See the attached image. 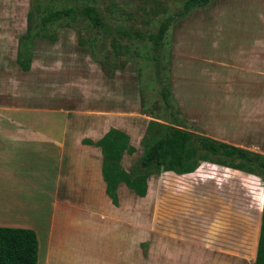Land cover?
<instances>
[{"label": "rangeland", "instance_id": "obj_1", "mask_svg": "<svg viewBox=\"0 0 264 264\" xmlns=\"http://www.w3.org/2000/svg\"><path fill=\"white\" fill-rule=\"evenodd\" d=\"M36 1L41 5L37 15L71 3H92L112 33L85 18L51 25V36L35 39L31 67L23 70L17 61L20 38ZM183 2L0 0V74L8 78L1 100L13 114L39 126L62 122V115L47 107L52 97H42L43 87L71 122L93 125L95 115H102L105 126L129 134L136 151L124 153L120 164L130 171L143 153L149 122L169 123L171 115L150 44L130 41L114 29L156 30ZM161 53L162 77L188 129L264 154V0H212L194 8L174 20ZM16 88V95L31 89L23 100L33 103H21L13 94ZM43 99L45 104H34ZM43 147H23L18 168L22 199L33 202L35 216L44 223L37 227L38 264H254L264 175L203 162L185 175H150L144 196L121 183L118 206L103 199H109L105 187L101 195L92 190L86 177L87 198L77 194V201L57 206L52 217L48 190L59 174V159ZM75 160L83 190L88 160ZM51 222L59 245L51 239Z\"/></svg>", "mask_w": 264, "mask_h": 264}, {"label": "trees", "instance_id": "obj_2", "mask_svg": "<svg viewBox=\"0 0 264 264\" xmlns=\"http://www.w3.org/2000/svg\"><path fill=\"white\" fill-rule=\"evenodd\" d=\"M211 1L184 0L182 7L163 18L153 31L145 32L132 26H119L114 29L117 34L125 36L130 41H148L150 44L157 81L161 84V95L171 115L169 123L156 120L149 122L143 137V153L130 171L120 164L124 153L132 154L136 151L127 132L111 127L95 142L85 139L87 143L97 144L102 149V174L106 182V193L114 205H119L117 189L120 183H124L137 195L144 196L147 193V179L150 175L162 172L185 175L196 171L203 162L253 175H264L263 153L188 129L174 103L170 86L162 77L161 69L164 67L161 49L172 23L176 18L187 15L196 7L208 5ZM40 7V3L36 1L34 9L29 10L27 30L20 38L17 61L23 70L27 71L31 67V51L35 39L40 36H51L47 32L51 25L85 18L96 28L112 33V27L105 22L97 6L92 3H71L37 15ZM112 38L113 41L117 40L116 36ZM113 44L120 46L117 42ZM39 252V238L33 228L0 225V264H38ZM254 264H264V201Z\"/></svg>", "mask_w": 264, "mask_h": 264}, {"label": "crops", "instance_id": "obj_3", "mask_svg": "<svg viewBox=\"0 0 264 264\" xmlns=\"http://www.w3.org/2000/svg\"><path fill=\"white\" fill-rule=\"evenodd\" d=\"M255 60L256 62H258L257 60L261 62L260 59ZM7 83L8 78L6 74H0V225L33 228L38 235L37 227L44 223L39 222V217L37 218L35 216L37 212L33 211V206L35 207L33 202L23 201L22 188H20L23 182V177L21 170L18 168L23 161V147H26L28 150L33 149L34 151L37 150L39 143H41L46 148V151L49 148V152L52 153L54 159L56 156L59 159V174L54 181L50 183L48 182L50 187V189L48 188V191L51 193L53 206L51 215L52 217H55L54 210H56L57 206L61 207L62 209L64 206L70 205L71 202L77 201L78 196L81 197L80 195H82L83 199L87 198L88 191L86 190V177L90 181L89 185H91L92 190H98V193L101 195L102 190L105 187L106 192V182L102 174V149L97 144L87 143L85 139H91L95 142L101 138L111 127H118L112 124L105 126V119L102 115H95L93 119V125L86 124L84 122H71L68 118L66 110L63 108H57L54 105L52 100L53 93L51 96H49L48 91H46V89L44 90V87V91H41V95L43 92L42 97H52L51 101L47 102L51 106L47 107L52 108V112L58 111V114L62 115V122H52L51 124L47 123L45 126H39L36 123L30 124L22 120L21 117L13 114L11 112V106L8 107L6 101L1 100L2 93H4L6 98L8 91ZM9 85L13 86L12 84ZM45 91L46 94L44 95ZM17 92H19L18 88H16V92L14 91L13 94L16 95ZM20 92L22 96L21 94L16 95L19 101L21 103H27L28 105H31L30 103L33 102L30 101L29 98V101L23 99H25V96H31L33 91L28 88H22ZM34 96H36V94H34ZM43 102L44 99L42 102L38 101L34 104L43 105L45 104ZM50 108H47L46 110L48 111ZM13 116H16L17 118H14ZM81 156L83 157L84 161L88 160L87 166H89L87 168L86 176L83 174V190H81L79 185L81 183V172L80 170L78 171L79 163L77 160H75ZM7 163H10L9 167L7 166ZM63 171H65V174ZM119 185L121 186V183ZM77 194L78 196H76ZM103 199L106 201L109 200V202L113 204L110 197L108 199L107 196L104 195ZM50 224L52 227L50 229L52 230L51 239L54 243L59 245L57 241L53 240L55 235L54 223L52 224L51 222ZM61 248L62 247L60 245V249H58L59 255Z\"/></svg>", "mask_w": 264, "mask_h": 264}]
</instances>
